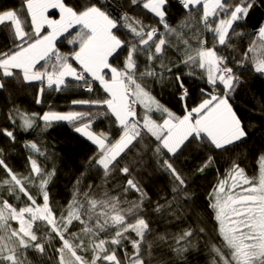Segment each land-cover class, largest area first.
<instances>
[{
  "label": "snow or ice",
  "instance_id": "obj_1",
  "mask_svg": "<svg viewBox=\"0 0 264 264\" xmlns=\"http://www.w3.org/2000/svg\"><path fill=\"white\" fill-rule=\"evenodd\" d=\"M258 4L264 0H21L0 8V94L34 82L37 105L45 89L92 93L98 84L103 93L71 99L83 110L8 108L12 127L0 135L11 144L17 129L67 122L95 149L65 208L53 202L57 170L46 145L25 141L26 175L0 148V264H190L201 245L210 264H264V153L258 177H248L236 152L255 129L231 103L250 76L264 79V22L245 31ZM61 38L69 52L57 47ZM186 78L199 81L195 95ZM165 83L182 114L155 97L153 86ZM100 118L112 127L96 131ZM92 169L101 184L85 190ZM210 169L217 178L201 201L196 181ZM157 174L169 184L153 201L148 183ZM153 221L178 231L157 232Z\"/></svg>",
  "mask_w": 264,
  "mask_h": 264
},
{
  "label": "trees",
  "instance_id": "obj_2",
  "mask_svg": "<svg viewBox=\"0 0 264 264\" xmlns=\"http://www.w3.org/2000/svg\"><path fill=\"white\" fill-rule=\"evenodd\" d=\"M20 2L21 0H0V8L18 6ZM173 14H176L175 11ZM262 22H264V7L258 4L245 22L246 33L253 32ZM251 38V36L245 37L242 45L243 48H247ZM57 47L61 52L65 53L71 50V46L68 45L67 40L63 38L58 40ZM237 55H240V53H237ZM185 82L195 95L199 90V81L186 78ZM39 88V83L34 82L32 85H26L24 89L18 90L12 97H8L6 93L0 94V127H12L11 121L7 119V110L13 103L29 114L37 112L42 115L44 111H48L50 108L51 110L59 112H67L73 110V108L76 110H83V106H72L70 103L71 99H90L96 98L98 94H103L98 84L95 85V89L91 94L85 93L82 87H70L63 93L45 89L43 95L44 103L37 105L34 101V94L38 92ZM153 93L162 104L169 107L177 114H182V105L178 102L174 90L170 88L167 83L163 86L160 84L154 85ZM262 101H264V79L253 78L251 76L248 78L246 86L241 89L231 101L237 114L243 119L245 125L248 126L250 130L252 128L255 129L251 131L250 137L239 146L236 152V157L240 161L241 167L245 169L246 175L250 178H254L258 174L259 156L264 153V119H262L259 114ZM190 103L191 101H189V104ZM155 118L159 120L160 115L158 113L155 114ZM38 125L39 126L34 130H30L27 133L17 129V140L14 144H11L6 137L0 135V148L4 149V159L8 164L17 173L26 175L30 167H26L28 151L24 148L25 141H35L41 147L46 145L48 155L54 158L47 161V165L50 168L54 164L57 170L54 183L51 185L52 194L55 197L53 202H58L66 208L71 199V185L74 178L79 175L83 168V163L87 158L93 155L95 146L79 136L74 131V128L67 122H55L47 131H42V121H38ZM93 127L96 131H100L101 129H110L112 126L107 119L100 118L94 122ZM38 159L41 161L43 160L42 157H38ZM180 161L183 163V156L180 158ZM189 164H191V162H189ZM223 165L224 161L221 160V169H223ZM0 175H3L2 172H0ZM216 178L215 169H210L196 181L199 188L198 195L201 201L206 198V193L210 190V186L215 183ZM90 182L95 185L101 184V178L95 169L88 172L83 181L82 188L86 190ZM168 184L169 180L163 174H157L151 178V182L148 183V192L153 201L158 198V194L162 190L167 189ZM32 191L35 192V189L32 188ZM99 191L100 189L97 188L96 193L98 194ZM81 199H83V196H81ZM61 210L62 209L57 208L58 212ZM13 224L15 225V222H13ZM153 227L160 233H163L166 228L171 231H178V227L174 223L165 225L164 223L153 221ZM154 236L155 233L149 238L152 239ZM157 243L159 242L157 241ZM165 250L166 246L157 247L155 249L157 253ZM129 251H131L130 245ZM166 254L171 255V253ZM80 255H85V253L81 252ZM190 264H210V257L203 248V245H201L198 254H190Z\"/></svg>",
  "mask_w": 264,
  "mask_h": 264
},
{
  "label": "rangeland",
  "instance_id": "obj_3",
  "mask_svg": "<svg viewBox=\"0 0 264 264\" xmlns=\"http://www.w3.org/2000/svg\"><path fill=\"white\" fill-rule=\"evenodd\" d=\"M54 12H56V14H58L57 10H54V9H49L48 11V15L50 16V18H58V16L54 15ZM83 89V88H82ZM84 90V89H83ZM87 93V92H85ZM88 94H91V93H88ZM77 133V132H76ZM79 136H81L79 133H77ZM82 138H84L85 140H87L85 137L81 136ZM88 141V140H87ZM90 142V141H89ZM91 143V142H90ZM259 175V171H258V174L256 175V177H258ZM237 192L240 191V189H236Z\"/></svg>",
  "mask_w": 264,
  "mask_h": 264
},
{
  "label": "crops",
  "instance_id": "obj_4",
  "mask_svg": "<svg viewBox=\"0 0 264 264\" xmlns=\"http://www.w3.org/2000/svg\"><path fill=\"white\" fill-rule=\"evenodd\" d=\"M54 15L58 16V14H56V12H54ZM58 42V41H57ZM110 75V74H109Z\"/></svg>",
  "mask_w": 264,
  "mask_h": 264
}]
</instances>
